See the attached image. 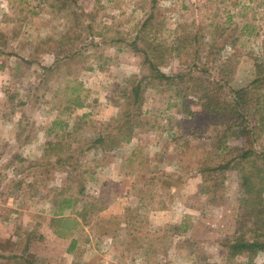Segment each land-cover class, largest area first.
<instances>
[{
    "label": "rangeland",
    "instance_id": "1",
    "mask_svg": "<svg viewBox=\"0 0 264 264\" xmlns=\"http://www.w3.org/2000/svg\"><path fill=\"white\" fill-rule=\"evenodd\" d=\"M201 87L263 98L264 0H0V254L29 243L35 264H250L223 246L248 224L239 171H201L217 163ZM121 121L130 141L91 146ZM252 139L264 154V133ZM60 209L79 224L55 221Z\"/></svg>",
    "mask_w": 264,
    "mask_h": 264
},
{
    "label": "trees",
    "instance_id": "2",
    "mask_svg": "<svg viewBox=\"0 0 264 264\" xmlns=\"http://www.w3.org/2000/svg\"><path fill=\"white\" fill-rule=\"evenodd\" d=\"M151 71L154 77L163 79H174V77H183V74L177 73L172 77L161 73L151 64ZM168 79V80H169ZM261 80L257 79L260 83ZM141 83L133 85L130 90V97H134L135 101L139 100L141 92ZM202 86V85H200ZM71 93L68 94L67 103L73 104L75 107H82L84 104L83 98L80 95L79 88L70 87ZM207 87L200 89L199 102L201 103L202 114L205 119L211 123L216 131V145L213 156H215V165L207 166L201 169L203 173L207 174H222L229 170H238L242 179V187L244 195L241 199V208L244 211L245 222L240 229L242 232L236 237L226 241L224 247L228 250V258L233 260L238 255L247 254L250 256V264H254V258L260 253L264 252V154L255 147L253 136L264 133V113H261L260 118L256 115L258 112L264 110V95L262 99L253 101L248 98L250 88H241L233 91L230 100H215L209 94ZM261 96V97H262ZM65 112H70L71 107L67 105L64 108ZM139 117L137 112L128 113ZM132 116V115H130ZM216 119V122L214 120ZM252 121L254 123L252 124ZM62 123L61 120H56L54 123ZM64 123V122H63ZM129 123L128 121L126 122ZM66 124V122H65ZM52 128L50 131H53ZM258 130V131H257ZM135 133V127H126L124 122H119L114 131L106 134L101 133L91 144V146L100 145L105 149H115L120 144L128 142L132 139ZM229 141V142H228ZM231 145V146H230ZM209 189L203 190L207 192ZM80 192H84L81 188ZM65 207H69L71 199H66ZM64 209L58 211V223L68 225L70 223H77V218L66 216L63 213ZM243 215V213L241 212ZM60 235L59 229L56 231ZM249 234V236H248ZM75 243L76 241L73 240ZM28 245H26L20 253H9L8 255H1L6 261L2 264H35L34 260L29 259Z\"/></svg>",
    "mask_w": 264,
    "mask_h": 264
}]
</instances>
